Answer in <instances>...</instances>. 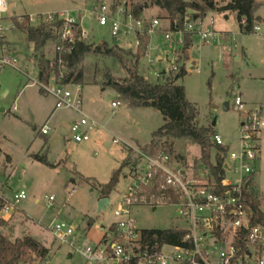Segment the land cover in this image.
<instances>
[{
  "label": "rangeland",
  "instance_id": "374dc122",
  "mask_svg": "<svg viewBox=\"0 0 264 264\" xmlns=\"http://www.w3.org/2000/svg\"><path fill=\"white\" fill-rule=\"evenodd\" d=\"M114 1L120 0H6V9L0 18V56L6 46L18 60L16 66L0 69V195L12 203L14 195L21 190L27 195L11 215L0 213V230L12 241L31 235L47 246L50 253L43 264H85L80 251H74L69 244L55 238L52 224L65 222L72 226L76 238L80 236L77 242L83 247L100 244L108 228L119 220L114 212L132 181L134 169L129 166L123 169L109 196L111 202L101 213H98L100 192L83 181V177L108 183L130 150L133 157L141 153L142 146L149 143L153 133L164 124V118L153 107L131 106L109 83L123 82L128 76L125 68L116 58L93 52L87 54L79 66L84 74L81 83L83 114L74 109H55L56 98L37 83L38 68L31 60L35 47L12 21L20 18V22H25L22 16L29 15L30 23L37 25L49 12L70 10L74 17L81 15L83 28L89 34L87 42L98 45L106 41L110 46L123 48L124 52L117 51L130 66L134 58L125 52L136 53L134 39L131 42L130 36L113 35L111 24L100 25L91 12L96 3ZM123 1L129 6L139 2ZM217 1L222 5L228 0ZM260 1L256 10V15L262 18L256 23L260 30L244 33L234 12H228L226 17L224 12L209 11L205 18L198 19L205 25L211 23V29L217 34L208 42L195 37L185 52L182 43L175 41L170 45L165 40L163 32L169 21L161 8L152 6L146 10V16L143 15L148 19L158 17L161 24L149 34V55L140 59V74L158 83L168 76L161 78L157 72L168 69L175 55L179 60L194 63L195 68L178 83L186 87L188 99L197 106L200 125L209 126L215 122L214 130L222 136L230 153L239 150L240 127L247 112L261 107L264 113V0ZM55 44L49 42L42 49L47 58L55 56ZM156 55L163 59L152 65L149 59ZM62 72L69 73L65 68ZM54 85L52 81L49 86ZM68 88L75 93L77 86L68 84ZM237 96L243 100L244 110L235 108ZM113 101H120V104L113 107ZM83 115L98 121L100 127L91 132L90 140L77 142L71 134H63L62 128L70 129L73 121ZM44 124L50 127L47 135L41 133ZM114 139L120 142H113ZM168 141L157 154L167 153L171 148L185 167L196 170L200 147L188 140ZM109 142L112 144L107 145ZM259 147L254 190L264 210V130L260 134ZM35 155H45L55 166L43 163ZM179 215L178 206L162 205L156 210L147 205L133 208L140 229L182 226L181 221L172 220ZM90 220L94 222L88 227Z\"/></svg>",
  "mask_w": 264,
  "mask_h": 264
},
{
  "label": "built area",
  "instance_id": "2783aa9c",
  "mask_svg": "<svg viewBox=\"0 0 264 264\" xmlns=\"http://www.w3.org/2000/svg\"><path fill=\"white\" fill-rule=\"evenodd\" d=\"M5 9V0H0V18ZM91 12L100 25L111 24L113 35L130 36L131 42L133 38L135 49L141 43L139 35L145 31L152 34L161 24L158 17L148 19L142 14L135 16L131 6L123 0L110 4L96 3ZM194 17L193 14L185 17L183 29L177 27V23L172 26L169 22L167 30L163 32L165 40L170 45L176 41L184 46L186 34L191 39L200 37L205 42L215 37L217 33L211 29V24L205 25L199 17ZM31 20L34 21V18ZM41 21L55 24L52 26L57 34L55 52L60 55L70 53L77 40L87 42L89 38L88 32L83 28L81 15L74 17L70 10L47 13ZM241 23L246 25L247 19L243 17ZM254 30L258 31L260 27L256 25ZM162 59L161 55H156L149 60L153 65ZM17 62L12 51L3 46L0 69L7 65L16 66ZM171 62L168 69L157 72L159 77L164 78L182 70L191 72L195 68L194 63L179 60L176 55ZM62 78L63 72L60 78H52L48 84L39 85L56 98L55 109H74L83 114L81 84H75L77 88L73 93L68 84L61 82ZM52 81L55 85L49 86ZM119 104L120 101L112 102L113 107ZM234 106L238 110H244L245 104L241 97L235 98ZM99 127L98 121L83 115L73 121L70 129L65 130L75 141L82 142L90 140L91 132ZM49 130L50 127L44 124L41 133L47 135ZM263 130L264 113L261 107H257L247 112L241 123L238 152L230 153L222 136L215 133L213 142L228 147L222 154L224 175L220 182L209 169L202 166L199 170H189L173 154L142 153L145 159L142 167L139 168L142 161L134 167L132 181L121 195L120 206L114 212L119 220L114 229L112 226L108 228L104 240L98 245L83 247L77 242L80 236L76 238L75 229L65 222L53 223L51 232L56 239L69 244L74 251H80L85 264H264V226L251 223L252 208L247 203V192L254 190L256 164L260 159L259 139ZM113 142L120 141L114 139ZM157 181L163 189L160 194L153 190ZM172 195L178 199L170 205L180 208V215L173 216L172 220L183 224L173 228L187 231L184 242L188 244H163L157 250L142 248V229L137 226L133 208L147 205L156 210L158 206L166 205L164 200ZM0 197L3 199L0 213L9 216L27 195L21 190L14 195L13 203L1 195Z\"/></svg>",
  "mask_w": 264,
  "mask_h": 264
},
{
  "label": "trees",
  "instance_id": "16d2710c",
  "mask_svg": "<svg viewBox=\"0 0 264 264\" xmlns=\"http://www.w3.org/2000/svg\"><path fill=\"white\" fill-rule=\"evenodd\" d=\"M138 1L139 2L130 5L135 16L141 15L145 9L157 6L164 11V18L167 19L172 26L177 23V27L182 29L186 23L185 17L189 15L190 11L194 12L193 15H198L197 17H204L209 11L224 12L226 17L228 16V12H235L240 29L244 33L253 32L256 23L262 20L261 17L256 15V10L260 5L258 0H228L222 5H220L217 0ZM243 17L247 19L246 25H242L241 23ZM22 18L26 19V21L20 22V18H15L12 22L16 29L25 32L28 43L33 44L35 47L36 52L31 57V60L36 62L38 68V84H48L52 78H60L63 68L67 69L69 73L67 75L63 73L62 83L81 84L84 81V74L83 70L79 69V66L83 62L85 56L91 52L95 54H104L116 58L128 73L127 78H125L123 82L115 83L109 81L118 93L128 100L131 106L153 107L159 110L163 115L164 124L153 133L152 140L148 144L142 146L141 153L136 157L132 156V150H130L121 166L113 172L108 183L102 184L95 179L83 177V181L90 184L93 189L99 190L101 198L109 197L112 191L115 190L120 175L125 167L129 166L131 169H134V167L142 161V153L156 155L161 147L164 148L166 146L169 142L168 139L188 140L197 144L201 149V156L199 159H196L197 164L195 168L199 170L202 166L204 169H209L215 178L219 182L221 181L224 175V170L222 169V154L228 150V147L216 145L213 142V136L216 133L213 125H200L197 106L188 99L186 87L178 83L187 72L182 70L177 74L171 73L162 82L158 83L150 82L139 72L140 59L146 56L148 52L150 35L147 31L139 35L141 43L136 49V53H133L131 50L125 52L134 58L131 60L132 64H130V66L127 64L123 55L119 54L117 51V49L123 52L125 50L116 45L110 46L106 41L95 45L93 43L77 40L70 53L61 55L55 53V56L51 59L45 56L42 49L49 42H57V34L52 30V26L55 24L41 21L37 25H33L30 23L29 15H24ZM191 41L192 39L186 34L185 44L182 48L183 52L189 49ZM154 137H159V139L156 140ZM162 138H166V140L162 141ZM213 151H215L214 158ZM166 152L173 154L171 148ZM34 157L45 164L55 166L49 163L45 155H35ZM153 190L157 194L163 192L158 181L155 183ZM177 199V196L172 195L171 198H166L164 203L170 205ZM247 203L252 208L251 223L264 226V210L262 209L259 195L255 190L247 192ZM2 204L3 199L0 197V207ZM3 221L2 219V222ZM93 222V220H90L88 222V227H90ZM114 228L115 223L112 225V229ZM186 234L187 231L180 228L142 229L141 245L142 248L149 247L150 250H157L163 244L186 245L188 244L184 242ZM49 253L50 249L31 235H25L24 237L16 238L12 241L0 230V264H43L49 256Z\"/></svg>",
  "mask_w": 264,
  "mask_h": 264
},
{
  "label": "water",
  "instance_id": "95a60500",
  "mask_svg": "<svg viewBox=\"0 0 264 264\" xmlns=\"http://www.w3.org/2000/svg\"><path fill=\"white\" fill-rule=\"evenodd\" d=\"M197 18H198L197 16L194 17V19H197ZM115 83H117V82H115ZM225 108L226 109L229 108L228 104H225ZM214 124H215V122H213V125ZM62 133L66 134V130L63 129ZM107 145H109V144H107ZM110 202H111L110 197H102V198H100L99 204H98V213H101L102 211H105L108 208Z\"/></svg>",
  "mask_w": 264,
  "mask_h": 264
},
{
  "label": "crops",
  "instance_id": "0c3cea01",
  "mask_svg": "<svg viewBox=\"0 0 264 264\" xmlns=\"http://www.w3.org/2000/svg\"><path fill=\"white\" fill-rule=\"evenodd\" d=\"M259 1V3H261V1L260 0H258ZM5 2H6V0H5ZM149 9V8H148ZM148 9H145L144 11H143V13H142V15H145V13H146V10H148ZM49 13H53V12H49ZM235 13V12H234ZM236 14V13H235ZM146 16V15H145ZM258 16V15H257ZM206 17V15L204 16V18ZM237 17V16H236ZM260 17V16H259ZM239 23V22H238ZM211 24V23H210ZM240 27V26H239ZM63 129L65 130V128H62V131H63ZM107 144H109V145H111L112 143L111 142H109V143H107ZM148 144V143H147ZM146 145V144H145ZM144 146V145H143ZM255 175H256V173H255ZM256 180V179H255ZM86 234V233H85Z\"/></svg>",
  "mask_w": 264,
  "mask_h": 264
}]
</instances>
